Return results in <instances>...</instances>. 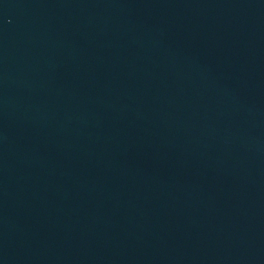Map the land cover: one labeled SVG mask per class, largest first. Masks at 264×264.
I'll list each match as a JSON object with an SVG mask.
<instances>
[{"label":"water","instance_id":"water-1","mask_svg":"<svg viewBox=\"0 0 264 264\" xmlns=\"http://www.w3.org/2000/svg\"><path fill=\"white\" fill-rule=\"evenodd\" d=\"M0 264H264V0H0Z\"/></svg>","mask_w":264,"mask_h":264}]
</instances>
